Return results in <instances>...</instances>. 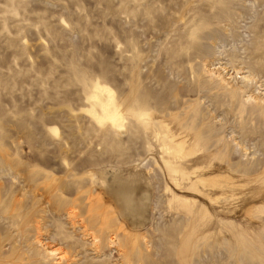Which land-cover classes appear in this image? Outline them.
<instances>
[{
	"label": "rangeland",
	"instance_id": "obj_1",
	"mask_svg": "<svg viewBox=\"0 0 264 264\" xmlns=\"http://www.w3.org/2000/svg\"><path fill=\"white\" fill-rule=\"evenodd\" d=\"M0 264H264V0H0Z\"/></svg>",
	"mask_w": 264,
	"mask_h": 264
},
{
	"label": "bare ground",
	"instance_id": "obj_2",
	"mask_svg": "<svg viewBox=\"0 0 264 264\" xmlns=\"http://www.w3.org/2000/svg\"><path fill=\"white\" fill-rule=\"evenodd\" d=\"M107 94H108V97L106 98L105 101L99 99V96L97 94H93L91 96V99L95 101V104H93V109L90 111V113L93 114V118L94 120L99 124V125H107L109 124L110 126L114 127L116 130H118V133L119 134H122L123 133V116H122V111L119 110L118 106H116V104L114 103L113 101V98L109 95V92L106 91ZM159 128V127H158ZM158 128H157V131H158ZM160 130V129H159ZM162 130V128H161ZM160 130V131H161ZM159 132V131H158ZM162 133V132H161ZM165 143V142H164ZM163 143V146H168L167 147V156H166V159H163V164L165 166V168L173 175H175L176 173L181 175L183 174L182 172H184L183 170L181 171L177 165V163L175 162L177 158H179L180 156H176L174 153H175V150L168 144H164ZM166 148V147H165ZM188 151V152H187ZM186 151V156H189L190 154V151L187 150ZM170 152V153H169ZM189 153V154H188ZM192 154V153H191ZM185 156V158H186ZM181 157H184V154L183 156L181 155ZM184 158V159H185ZM183 159V158H182ZM183 159V160H184ZM180 160V158H179ZM172 183H174L175 186H180L181 185V180H178V179H175V178H171L170 179ZM126 182V181H125ZM134 187L136 188V190H139L141 189L140 185L138 184V182L134 185ZM191 190H193L192 186H189ZM138 192V191H137ZM178 203L180 206H182L183 208H186L188 209V212L190 213H193V209H197L198 206L194 203L192 204H186V200L183 199V198H179L178 199ZM202 208V212L203 213L201 215V217L199 218L200 219V222L198 221V223H201L203 222L204 225H207V221L208 219L211 217L210 214L208 213V211L203 207L201 206ZM200 212V211H199ZM198 219V220H199ZM202 219V221H201ZM197 223H196V227H197ZM203 226V225H201ZM195 227V228H196ZM194 228V227H193ZM194 230V229H193ZM195 231V230H194ZM193 233V232H192ZM191 233V234H192ZM195 233V232H194ZM197 235V234H196ZM195 236V235H194Z\"/></svg>",
	"mask_w": 264,
	"mask_h": 264
}]
</instances>
